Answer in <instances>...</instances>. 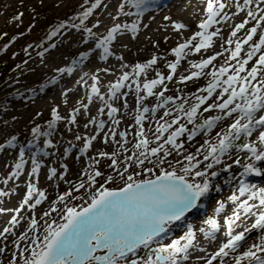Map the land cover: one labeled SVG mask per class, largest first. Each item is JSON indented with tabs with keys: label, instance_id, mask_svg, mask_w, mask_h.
Wrapping results in <instances>:
<instances>
[{
	"label": "snow or ice",
	"instance_id": "1",
	"mask_svg": "<svg viewBox=\"0 0 264 264\" xmlns=\"http://www.w3.org/2000/svg\"><path fill=\"white\" fill-rule=\"evenodd\" d=\"M126 2L127 0H123L118 4L117 12L124 10ZM233 4L237 12H244L245 6L255 5V7H248L245 13L246 19L235 24L230 38L226 39V44H234V49L230 51L225 64L210 72H203L213 64L217 55H223V53H217L191 65L192 68L200 71L180 77V82L183 83L199 78L202 74L210 76L207 86L199 89L200 93H206V95L194 94L195 102L190 103L184 100L176 105V115L173 117V110L166 106L176 104V99L179 97L174 99L171 95H165L168 91L165 80L171 81L172 75L165 77L157 72V78L144 82L142 88L139 82L133 80L136 93L146 91L147 96H155L159 101L150 110L143 106L146 99L144 95H138L136 98L138 114L135 116V124L140 128L136 132L139 139L134 144L135 151L124 156L122 160L118 159V152L98 154L99 157L111 161L108 166L113 170L114 175L105 177L99 170L85 169L78 183L66 181L70 188L57 197L50 211L43 213V217L40 218L43 220V225L41 226L36 218H32L29 232L33 234L29 235V232H25L11 242L13 252L8 264H186L190 259V250L206 251L197 247L196 235L191 227L184 235L171 240L170 243H161L159 238L168 232L169 225L182 220L186 214H190L201 206L198 202L209 192L212 178L219 174L218 171L213 170L215 166L223 164L221 170L224 172L231 170L233 165L241 166L243 171L239 173L240 177L264 176V167L261 166L264 165V0H243L242 3L240 0H233ZM101 6H104L102 0L100 3L94 0L90 8L82 10L79 24H74L73 27L86 34L83 39L85 45L102 49L98 55L100 59H107L112 55L108 45L118 38V33L127 31L128 26L123 22H117L106 29L107 35L102 38L97 37L93 29L98 30L102 26L100 21L96 20L92 27H86L85 21L94 15V9ZM136 6H140L139 0H136ZM228 7L224 0H206V18L197 25L198 30L188 40L172 49L176 62L167 65L171 73L177 72L178 63L182 58L211 47L213 37L218 35L219 30L210 32L209 29L213 25L227 23L237 14L234 12L230 15L227 11ZM22 17L23 13H19L15 19L20 20ZM117 19L118 17L113 16V20ZM250 22L252 26L246 29V25ZM64 27L66 25H58L57 31L52 35H56ZM136 27L133 25L132 30L135 31ZM175 28L182 30L183 25L177 24ZM241 30H245V36L242 39L238 38ZM244 45H248V48L245 49ZM242 51L245 57L241 59ZM91 55H93L92 52L85 51L81 53L79 59L80 61L88 60ZM158 59L160 57L153 56L146 63L135 64L133 69L135 76L138 77L147 69L157 65ZM230 61L236 63L230 64ZM64 71H73V69ZM104 71L107 72L108 69ZM85 76L87 73L81 76L80 80L84 81ZM98 79V75L91 76V80L94 81L91 92L99 96L108 109L107 115L112 118V123L118 125L120 121L114 117L118 108L113 107L104 96L99 95L100 89L96 86ZM129 79L130 73L125 71L120 80L111 85L108 100L123 99L122 107H127V93H120V90L131 87L124 83ZM157 86L163 87L158 92H154ZM218 88L220 91H217ZM117 93H120V96H117ZM88 99L90 101L91 97ZM209 100L213 102L203 107L202 112L217 110L220 114L208 116L198 123L196 119L198 112ZM186 104L187 107H185ZM81 105L87 110V104L81 102ZM160 109H165L159 118L164 122H157L154 131L155 140L150 141L146 138L143 127L144 114L151 111L155 116ZM79 111L78 108L73 110L74 113ZM99 112L103 113L104 108H100ZM52 116L54 120L61 119L55 108L52 110ZM167 117L173 118L169 122L165 119ZM182 118H186L187 124L193 127L189 129L181 122ZM228 118H231L232 122L226 131L216 132L218 140L210 142L205 139L194 153L187 152L183 141L178 142V138L185 133L188 134L189 142L198 133L207 135L218 122ZM70 123H76L75 114L71 116ZM89 123H96V118H92ZM174 125L177 127L170 131ZM52 126L49 125V127ZM85 127H88V124H85ZM104 127V121H99L97 128L104 129ZM31 131L33 135H36L41 130L39 127H34ZM165 133L168 135L165 136ZM43 135L47 136L49 133L45 132ZM97 135L90 137L77 135L76 140H84L80 151H87L92 142L97 139ZM120 135L125 136L124 133ZM116 136V131L110 129L109 132L104 133L105 143L114 140ZM15 141V136L6 139V142L0 143V149L13 145ZM115 142L128 151L125 148L126 140L124 144L120 141ZM44 143L47 147H54L51 140H46ZM150 144L154 146L150 147ZM232 150L238 154L243 153L244 156L237 155L232 163H225L222 157L228 156L232 159ZM26 155L22 151L19 152L12 165L16 171L11 173L12 179H16L31 161L29 174L32 179L27 181L22 203L14 210H5L0 207V214L5 211L16 213L9 221L12 227H4L0 231V256L7 253V237L9 234H14L13 227L20 222L19 213L25 206L34 209L42 203L43 199H46L45 193L37 192L34 187L40 164L32 160L30 156L25 159ZM201 156L202 159H199L198 157ZM169 157L172 159L170 160ZM90 159L95 164L100 163L98 159ZM176 165L179 166L178 169ZM61 167L66 174L67 166L61 165ZM91 167L92 165H89V168ZM130 168L133 169L132 172L129 171ZM142 174L149 175L150 178L137 179ZM190 176L201 178V182H189ZM117 177L123 181V186L115 189L108 187L107 185L113 183ZM54 178L64 180L65 175H58L57 169L52 167L49 169L47 179ZM97 178H101L103 183ZM232 179L235 180L236 176L234 175ZM4 182L7 183L8 179L5 178ZM81 190L88 194L86 201L83 195H78ZM6 195L9 193L0 190V197ZM37 196L39 198H35ZM227 199L233 205V209L231 215L224 219L225 240L219 244L216 251L200 259L204 264H214V262L226 264L225 258L231 256L232 264H244L245 261L248 264H264V188H257L255 184L239 179L236 192ZM72 200H81L84 203L75 205L70 203ZM57 204L60 207L55 206ZM225 207L224 202H219V206L215 209L216 214L223 212ZM53 213L58 214L59 220L51 218ZM45 217L49 219H44ZM205 223L209 226V230L201 228L200 232L205 233L207 238L214 239L222 226L215 218H209ZM241 228L242 230L237 231ZM38 229L42 230L38 231ZM254 232L259 234L258 242L252 243L246 250L236 254ZM141 252L143 255L140 254Z\"/></svg>",
	"mask_w": 264,
	"mask_h": 264
},
{
	"label": "rangeland",
	"instance_id": "2",
	"mask_svg": "<svg viewBox=\"0 0 264 264\" xmlns=\"http://www.w3.org/2000/svg\"><path fill=\"white\" fill-rule=\"evenodd\" d=\"M120 2H123V0L104 1V6L100 7L99 12L94 13L92 17L88 18L87 22L85 21L86 27H92L96 20L100 21L102 26L98 30L94 28L93 31L97 37L101 38L107 35L106 29L117 22H123V24L128 26V29L127 31L118 33V38L108 45L112 55L107 59H101V62L106 66L108 71L97 70L87 75L89 85L85 89L81 87L82 81L79 79L80 83L76 82V85L69 90L71 94L75 91L81 94L79 103L70 104L62 98H55L53 93L57 90L58 85L65 82L73 73L76 63L80 61L79 57L81 53L91 51L94 56L96 53L98 55V53L102 52V49H95L94 46L85 45L83 39L86 34L81 33L78 28H74L73 25L68 24L67 19L73 11H82L81 8L85 9L86 0H0V36L6 38L7 41L10 40L9 44L3 45L0 38V49L4 48V54H1V57L12 66L9 74L6 75L7 77L0 81V143L6 142V139L12 136L16 137L13 145L0 149V190L9 193V195L0 197V207H3L4 201L14 197H17V204H21L25 196L22 194V191L26 193L27 184L23 185L20 179L24 177L26 168L31 167V161H29V164L25 166L16 179H12L11 176V173L16 171L12 165L21 151L27 154L25 159H28L30 156L32 160L40 164V171L37 174L38 179L34 181V187L37 192L42 191L46 196V199H43L42 203L37 205L36 208L31 209L25 206L19 213L20 222L13 227L14 234H9L7 237V253L0 256V264H8V260L12 258L13 252L11 242L19 235L29 232L30 220L32 218H36L39 224L43 225V220L40 219L43 217V213L50 211L57 197L70 188V185L66 181L78 183L85 169L89 171L99 170L104 173L105 177L110 174L114 175L113 170L108 166L111 161L107 158L99 157L98 154L100 152L109 154L118 152V159L122 160L124 156L135 151L134 144L139 139L136 136V132L140 128L139 125L135 124V116L138 114L136 98L138 95H144L146 99L143 102V106L148 107L150 110L159 101L155 96H147L146 91L142 90L140 93H136L133 80L139 82L142 88L144 82L157 78V72L165 77L172 75L173 79L171 81L165 80L168 88L165 95H171L174 99L179 97V99H176V104L166 106L173 110L174 117L176 115V105L184 100H188L190 103L195 102L194 94L206 95V93H200L199 89L206 87L211 79L210 76L202 74L199 78H193V80L181 83L180 77L190 75L194 71H200L199 69L192 68L191 65L199 63L201 60L207 59L217 53H223V55H217V59L213 61V64L209 65L203 72L207 73L224 65L230 55V51L234 49V44H226V39L230 38L233 26L246 19L245 13L248 7H255V5L245 6L244 12H237L233 0H224L229 5L227 8L229 14L231 15L234 12L237 14L232 16L231 20L227 23L222 22L213 25L209 31L217 29L219 31L218 35L213 37L211 47L202 49L200 53H192L182 58L178 63L177 72L173 74L167 67L169 63L176 62L172 49L188 40L198 30L197 25L206 18V0L147 1L141 11L134 10L130 0H127L124 10L117 12V6ZM240 2L242 3L243 0H240ZM155 6L157 7L155 8ZM19 13H23V17L17 20L15 17ZM113 16L118 17V19L113 20ZM64 21L66 27L62 28L56 35H52L53 32L57 31H55V28L58 26L57 23H63ZM177 24L183 25V29L177 30L175 28ZM133 25L137 26L135 31L132 30ZM251 26L252 23L250 22L246 25V29ZM49 34L53 37L49 46L39 48L40 41ZM244 36L245 30H241L238 33V38L242 39ZM117 41H120L122 44L115 46ZM243 47L247 49L248 45H244ZM153 56L160 57L157 65L147 69L140 76H135L133 72L134 65L146 63ZM120 57L122 59H118ZM244 57L245 53L242 51L241 59ZM229 63L235 64L236 62L230 61ZM124 65H127V67H124ZM65 69H73V71L66 72L64 71ZM125 71L130 73V79L124 83L125 85H131V87H124L120 90V93H127V107H122L123 99L108 100V96L109 89L113 84L112 82L116 83L119 81ZM94 74L98 75L99 79L96 86L100 89V93H104L102 96L113 107L118 108V112L114 114L115 119L120 121L118 125H114L112 118L108 115L109 122L105 125L104 129H99L91 123H86L85 120L78 119V115L84 111L81 102L88 105L99 97L91 92V86L94 83L91 80V76ZM108 79L109 82L106 83L105 81ZM162 87L157 86L153 91L158 92ZM217 91H220V89L218 88ZM120 93H117V96H120ZM89 97H91L90 101ZM212 102V100H209L206 102V105L201 106V110L198 112L196 118L198 123L208 116L220 114L217 110L208 113L202 112L203 107ZM187 106L186 104L185 107ZM54 108L57 109L61 117L60 120L53 119L52 110ZM77 108L80 111L74 113L73 110ZM103 108L104 112L107 113V107L104 106ZM164 110H158L155 116L152 115L151 111L144 114L143 127L146 138L150 141L155 140L154 131L157 122H164L159 120ZM73 114L76 116L75 124L70 123ZM125 115L128 116L125 117ZM173 117L165 119L170 122ZM181 122L189 129L193 127V125L187 124L186 118H182ZM231 122V118L218 122L217 126L207 135H204L202 132L198 133L190 142L187 141L188 134L185 133L182 137L178 138V142L183 141L187 152L194 153L196 148L203 144L205 139L210 142H216L218 140V137L215 135L216 132L226 131ZM50 124L53 126L49 127ZM85 124H88V127H85ZM34 127H39L40 133L33 135L31 130ZM176 127L177 125H174L170 131ZM110 129H114L117 136L109 143H105V137L104 135L101 137V135L109 132ZM45 132L49 133V135H43ZM121 133H124L125 136L121 137ZM77 135L81 137L97 135V139L92 142L91 147L87 151L81 152L80 149L84 145V140H76L75 137ZM164 135L167 136L168 133ZM46 140H51L54 147H47L44 143ZM125 140L127 141L125 148L128 151H125L124 148L120 147V144L115 142L120 141L121 144H124ZM151 146L154 145L150 144ZM94 149L95 152H93ZM66 150L67 153L65 154ZM237 155L244 156L243 153L238 154L235 150H232V159L225 156L222 157V160L225 163H232ZM70 158H72L70 164H67V160ZM90 158L98 159L100 163L95 164ZM198 158L202 159V156ZM169 159L171 160L172 157H169ZM80 163H83L82 166H80ZM61 165L67 166L66 174ZM89 165H92V167L89 168ZM79 166L82 168L79 169ZM261 166L264 167V165ZM52 167L57 169L58 175H65V179H47L49 169ZM148 167H151V165H148ZM176 167L177 169L179 168L178 165ZM222 168L223 164L215 166L213 169L218 171L219 174L217 177L212 178L209 192L198 202L201 206L190 214H186L185 218L176 224L169 225L168 232L159 238L161 243H170L171 240L184 235L189 227H191L196 235L197 247L203 248L206 251L190 250L191 261L189 259L186 264H204L203 260L199 258L197 261L192 262V255L198 253L199 257L207 256L218 248H211L212 244L222 236L224 237L223 241L225 240L224 219L226 216L231 215L233 209V205L227 198L233 192H236L239 179H244L249 184H255L257 188H264V176L260 178L254 175L240 177L239 173L243 169L237 165H233V168L228 172L222 171ZM129 171L132 172L133 169L130 168ZM135 171H140V169H135ZM40 175H43L42 181L40 180ZM234 175L236 176L235 180L232 179ZM5 178L8 179L7 183L4 182ZM28 178L31 179L32 177ZM146 178H150L149 175L142 174L140 177H137V179ZM97 179L103 183L101 178ZM188 179L189 182H201V178L190 176ZM107 186L113 189L119 188L123 186V181L117 177L113 183ZM78 195H83L85 201L88 199V194L84 190H81ZM35 198L32 203H34ZM219 202H224L226 207L223 212L217 215L215 209L219 206ZM70 203L81 205L84 201L72 200ZM55 206L60 207L59 204ZM6 213L8 214V212L0 214V219ZM51 218L59 220L57 213H53ZM209 218H215L222 226L220 231L215 234L214 239L207 238L205 233L200 232L201 228L209 230V226L205 223ZM44 219L49 218L45 217ZM21 223H25L22 229H20ZM0 227L3 226L0 225ZM9 227L12 226L9 224ZM40 230L42 229H38V231ZM240 230L242 228L237 229V231ZM32 234L29 232V235ZM254 235L255 238L247 240L238 249L236 254L246 250L252 243L258 242L259 234L254 233ZM10 237L11 239H9ZM208 251L212 252L208 254ZM140 254L143 255V252ZM225 262L226 264H232L231 256L225 258Z\"/></svg>",
	"mask_w": 264,
	"mask_h": 264
},
{
	"label": "bare ground",
	"instance_id": "3",
	"mask_svg": "<svg viewBox=\"0 0 264 264\" xmlns=\"http://www.w3.org/2000/svg\"><path fill=\"white\" fill-rule=\"evenodd\" d=\"M120 44H122V43L120 41H117L115 46H119ZM89 52H91V51H89ZM104 69H106V66L103 65V63L101 62V59H100L99 55H97V53L94 56L93 55L90 56L89 59L86 60V62H84V61L77 62L76 68L73 71V73L68 77V79L65 82H62L61 84L58 85L57 90L55 91V93H53L54 97L57 99L62 98L64 100H66L67 102H69L70 104L79 103V98L81 97V94L78 93V91H75L73 94H71L69 92V90L72 89V87H74V85H76V82L81 78V76H84L85 73H87V75H89V74L93 73L94 71H97V70L104 71ZM84 81H86V83ZM84 81L81 82V87H84V89H85V87L87 88L89 85V82L87 80V76L84 77ZM105 82L106 83L109 82V79ZM112 83H114V82H112ZM64 92H67L68 94L64 95L63 94ZM103 94L104 93L101 92L99 95H103ZM104 106H105V104L98 97V98H96V100L94 102H91L88 104L87 110L84 109V111L82 113H80V115H78V119L79 120H85L86 123H89V121L92 118H96V123H91L95 127H97V124L101 120H103L105 125H107V123L109 122V119L107 118V113L106 112H103V113L99 112V109L104 107ZM127 116L128 115H125V117H127ZM96 130H97V128L95 129V132H96ZM103 135L104 134H102L101 137ZM93 152H95V149L93 150ZM71 159L72 158L67 160V164H70ZM87 159H84V160H87ZM83 163H80V166H82ZM81 168L82 167H80L79 169H81ZM26 169L27 170L24 174V177L20 179L21 183L23 185H26L27 181L30 180L28 178V177H30V174H29L30 173V167H28ZM260 177L261 176H259V178ZM42 179H43V175H40V180L42 181ZM22 194L25 195V191H22ZM22 194H20V195H22ZM17 203H18L17 197L16 198L14 197V198H11L10 200L4 201L2 208H4L5 210H14V209L18 208L20 205ZM5 212H8V214L6 213L4 216L1 217L0 225H2L3 227H0V230L4 227H9V221H10L11 217L15 214V212H13V211H5ZM23 224H25V223H21L20 229H22ZM254 233L252 234L250 239L255 238ZM9 239H11V237ZM223 239H224L223 236L220 237L214 244H212L211 248H217L220 243L224 242ZM250 239H248V240H250ZM211 252L212 251H208L207 253L209 254ZM194 259L195 258L193 257L192 260H194Z\"/></svg>",
	"mask_w": 264,
	"mask_h": 264
},
{
	"label": "trees",
	"instance_id": "4",
	"mask_svg": "<svg viewBox=\"0 0 264 264\" xmlns=\"http://www.w3.org/2000/svg\"><path fill=\"white\" fill-rule=\"evenodd\" d=\"M104 1H106V0H102V3ZM145 1H147V0H139L140 6L137 7L136 6V0H130L131 5L134 8V10H138L141 7V5H144V2ZM148 1L162 2V0H148ZM93 2H94V0H86L85 9L90 8L91 7V4ZM95 2L100 3V0H95ZM83 9L84 8H81V10H83ZM99 10H100V7L97 8V9H94L93 11H94V13H96V12H99ZM82 14H83L82 11H78V10L77 11L76 10L73 11L71 13L70 17H68V19H67L68 20V24H70V25H74V24L78 25L79 22H80L79 21V17H81ZM90 17H92V16H90ZM86 22H87V20H86ZM54 23H56V22H54ZM54 23H52V24H54ZM57 24L58 25H65L66 23L64 21L63 23H57ZM57 28H58V26L55 28V31L57 30ZM0 38H1V44H3V45L9 44L10 40L7 41L6 38H2L1 36H0ZM52 38H53L52 35L49 34L47 37H45L44 39H42L40 41V43H39V48L40 47L41 48H45L46 46H49L50 41H51ZM39 52L41 53L40 49H39ZM1 54H4V48L3 49H0V81L3 80L5 77H7L6 75L9 74V72H10V70L12 68V66L9 65V63H7V61H5V60L2 59ZM244 264H248V262L245 261Z\"/></svg>",
	"mask_w": 264,
	"mask_h": 264
},
{
	"label": "water",
	"instance_id": "5",
	"mask_svg": "<svg viewBox=\"0 0 264 264\" xmlns=\"http://www.w3.org/2000/svg\"><path fill=\"white\" fill-rule=\"evenodd\" d=\"M176 223V222H175Z\"/></svg>",
	"mask_w": 264,
	"mask_h": 264
}]
</instances>
